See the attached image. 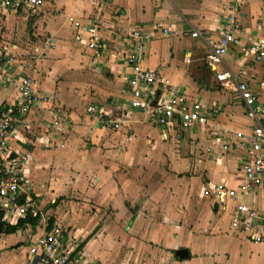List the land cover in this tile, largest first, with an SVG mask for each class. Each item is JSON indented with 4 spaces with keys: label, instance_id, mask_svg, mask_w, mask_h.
<instances>
[{
    "label": "crops",
    "instance_id": "1",
    "mask_svg": "<svg viewBox=\"0 0 264 264\" xmlns=\"http://www.w3.org/2000/svg\"><path fill=\"white\" fill-rule=\"evenodd\" d=\"M43 1L34 16L51 6L60 12L68 8L71 13L68 17L95 24L104 43L101 51L88 49L85 30L75 29L66 18L65 23L71 30L61 32L62 29L57 30L53 25L55 18L49 22L50 15L44 13L36 19L37 23L42 22L39 25L42 32L51 33L45 37L56 34L59 39L54 48L44 49L43 44L37 47L47 54L36 60L35 65L21 66L35 89L49 95L53 103L33 107L22 116L10 138V149L29 155L24 169L27 183L32 187L36 182L42 185V191L46 190V200L51 204L46 209H53L56 215L52 228H69L76 233L80 247L92 254L95 247L104 251L105 245L112 243L116 246L117 259L124 260L119 264H140L146 260L149 264H191L194 260L201 264H264V242L254 243L245 233L230 227L237 202L248 203L264 214V190L223 202L209 199L202 192L208 183L224 182L228 187H236L240 182L243 150L233 146L229 152L222 153L214 134L219 130H247L256 122L246 117L244 103L233 87H223L205 65L206 34L217 36L220 20L235 6L234 14L248 41L264 38V0ZM0 12L6 16L8 26L15 18L26 21L34 17L9 10ZM43 23L47 26L43 27ZM156 23L184 35L163 38L154 28ZM136 28L153 34L152 40L143 47L141 68L158 71L183 91L189 102H201L204 124L191 128L179 123L157 125L127 104L125 80L129 69L125 57L130 51L125 40L128 32ZM194 30L200 36L191 37L189 33ZM0 44L14 57L15 43L8 50ZM237 52L236 48L232 49L217 70L227 68L233 73L242 70L240 80L256 94L259 103L264 102V60L243 63ZM16 74L14 70L11 81L7 82L0 76V103H12L16 99ZM92 83L100 85L99 97H94L99 102L98 110L122 122V132L118 135L110 136L109 128L99 125L92 116H85V124L78 125V116L57 104L81 100ZM158 86V91H163ZM8 88L12 96L5 93ZM54 107L73 118V124L64 134L55 135L48 129L50 109ZM243 118H248L244 129L240 126ZM259 122L264 127V118ZM48 139L51 143L46 144ZM177 143L183 153L190 152L188 158L175 157L173 150L178 151ZM165 149H168L167 157L162 158L159 155ZM165 164L167 172L161 168ZM197 185L201 186L198 195L193 191ZM34 195L40 196L35 192ZM45 206L41 203L38 209ZM62 209L68 210L64 216ZM46 223L34 235L28 232L36 226L0 234L4 238L15 235L13 242L0 245V264H10L3 253L14 252L24 244L27 264H33L27 254L28 245L47 230ZM228 238L236 244L225 248L223 243ZM119 246H124L126 251L120 252ZM179 248L188 249L187 259L174 256ZM161 256L164 257L161 259ZM90 258L92 262L99 260ZM109 263L100 261V264Z\"/></svg>",
    "mask_w": 264,
    "mask_h": 264
},
{
    "label": "built area",
    "instance_id": "2",
    "mask_svg": "<svg viewBox=\"0 0 264 264\" xmlns=\"http://www.w3.org/2000/svg\"><path fill=\"white\" fill-rule=\"evenodd\" d=\"M158 2L160 0H149ZM43 0H0V10H9L22 16L37 15L43 5ZM237 7L220 20L217 36H208L206 33L207 51L204 55L205 65L214 72L217 82L223 87H233L244 103L245 115L254 119L255 125L247 130L217 131L214 136L216 144L222 153H227L233 146H240L244 156L239 165L241 176L236 187H228L224 182L206 184L203 188L205 197L223 202L226 199L232 201L242 198L257 191L264 190V127L259 122L264 118V102L259 103L258 97L240 80L242 70L233 73L227 68L220 67L232 49H237L238 59L243 63L261 62L264 60V38H254L248 41L234 12ZM68 23L75 29H83L88 34V49L101 51L104 47L103 38L96 25L85 23L74 17H67ZM161 37L168 38L172 34L184 35V33L172 31L160 23L154 24ZM191 37H198L196 30L189 33ZM153 38L150 31L132 29L126 37V44L130 51L125 57L129 75L126 78L127 104L142 113L150 121L157 125L171 126L174 123L181 124L184 128H191L205 123L204 111L201 102H189L183 91L170 84L158 71L143 69L140 66V58L143 47ZM44 49L54 48L56 38L45 37L42 41ZM14 60L0 44V76L3 82L11 81L14 70L18 83L16 86V99L12 103H0V210L3 211V220L9 224H15L19 218H23L30 208L34 213V191L30 190L25 175V166L30 160L24 151L10 149V138L18 128L22 116L31 108L41 104L52 105V99L46 93L35 89L31 78L23 72L19 62ZM12 71L10 72V70ZM14 69V70H13ZM158 85L163 91H158ZM51 119L48 129L55 135L64 134L70 126L69 116L57 107L51 108ZM86 114L96 119L97 123L111 130H119L122 122L98 110L96 105L89 104ZM51 143L48 139L47 143ZM63 147V144H59ZM33 192V193H32ZM23 199L22 203L19 200ZM230 227L233 230L243 232L246 238L254 243L264 242V214L254 206L237 202L231 213ZM81 243L73 242V235H63L60 229L53 227L44 230L43 234L35 237L28 245V256L33 264H94L90 255L82 247Z\"/></svg>",
    "mask_w": 264,
    "mask_h": 264
},
{
    "label": "rangeland",
    "instance_id": "3",
    "mask_svg": "<svg viewBox=\"0 0 264 264\" xmlns=\"http://www.w3.org/2000/svg\"><path fill=\"white\" fill-rule=\"evenodd\" d=\"M52 7V6H51ZM51 7H47L45 9V12H41L38 16H34V17H28L26 21H23L22 19H20V17L15 18L16 21H13V24H10L8 26V23L6 24L5 22V18L6 16L4 14H2L0 12V43H3L4 48H8L10 47V45L12 43H15L17 45V49L15 51V53H13L14 56V60L18 61L20 64L19 66H23L26 65L27 67L30 66V64L35 65L36 64V60H41L42 58H44L47 54V52H42L41 49H37L38 46H42V40L44 39L45 36L47 35H51L50 32H42V29L39 25H42L41 23H37L36 19L40 18L43 16L44 13H46L49 17V22L52 21V18H55V21L53 23L54 27L58 30V29H62L61 32H65L68 30H71V28L65 23L66 18L68 17L70 13V10L68 8H65L62 12L60 11H56L55 9H52ZM19 16V15H18ZM56 16V17H55ZM54 20V19H53ZM24 22L23 23H21ZM34 23L37 24V26L34 27ZM43 27L47 26V23H43ZM34 27V28H33ZM54 37L57 39H59V37L55 34ZM58 37V38H57ZM7 49V50H8ZM16 62V63H18ZM31 65V66H32ZM100 85L92 83V85H89L86 88V93H89V95H85L84 92V96H81V100H77L75 102L71 101V103L69 104H62V103H57L58 105L62 106L63 110H68V113H74L75 116L77 117L76 121H79L77 124H85V116H87L86 114V108L89 104L91 105H99V102H96L94 97H99V87ZM7 94H9L10 96H12V91L11 88H8L5 90ZM75 99V98H74ZM56 103V102H55ZM68 105V106H67ZM71 105V106H70ZM68 108V109H67ZM72 113V114H73ZM71 124H73V118L70 119ZM87 122V121H86ZM242 123L240 126L241 128H246V126H248V118H243L242 119ZM71 129V128H69ZM120 132H122V125L120 127L119 130H108L109 135H118ZM130 134H132L131 132H128V136H131ZM90 141V140H89ZM187 141L189 143L193 142L192 140H188ZM130 142L129 140L126 142V144ZM177 149L178 151H176L174 148L173 151H175L176 153V158H188L190 155V152H186L183 153L180 149H179V145L177 143ZM167 152L168 149H165V151L160 153V157L163 158V156L167 157ZM161 168H163L164 170H166V172L168 171V166L167 164L161 166ZM147 175V174H146ZM146 175L144 176V178H146ZM47 182L45 183V185L47 186ZM33 187V188H32ZM32 187H30L29 191H34L36 193V195L40 194V196H35L34 194H32L33 198L35 197L34 200V213L39 214L40 215V220L38 222V224L36 225V227L34 228V230L29 231L28 233L34 235L35 233H39L40 231H38L37 228L39 227H44L47 225V220L48 218H52L53 221H55L56 219V215L55 212H53V209H46L48 208V206H50V200H46V194L44 192H46L45 189H43V191L41 190L42 185H36V182L32 183ZM201 186L197 185L194 188V194L198 195V192L200 191L201 193V189H199ZM33 193V192H32ZM209 198V197H208ZM210 199V198H209ZM37 200L42 201L41 203L46 205L43 209H38L39 207H41V203L37 202ZM62 213L63 216L64 214H67L68 210L67 209H62ZM79 210H84V209H79ZM64 212V213H63ZM88 215H90V210H88ZM88 217V216H87ZM85 224V220H83V222ZM27 228V227H26ZM27 229H30V227H28ZM60 231L62 232L63 235H68L69 233L73 235V242L77 243L78 240L76 239L75 236V232L70 231V229H66V228H60ZM88 231V230H85ZM82 231L83 234H85L86 232ZM230 236V235H228ZM14 237L15 235H8L6 236V238L4 237H0V245L4 244V243H9V242H13L14 241ZM232 237H234V235L232 234ZM233 239V238H232ZM238 239V238H236ZM235 240H229V238L227 240H225V242L223 243L225 248H230L228 246H233L236 244V242H234ZM115 245V244H114ZM27 245H23L22 248H19L17 250H15L14 252L11 251H7L5 253H3L6 258H7V262L10 264H27V259L25 258V250H26ZM219 247V246H218ZM104 251H98L99 249H97V247L94 248L95 252H93L94 254H92V252H90L88 250V253L90 255V257H93L96 259V257L99 259L97 260V262H93L94 264H100L101 262H110L109 264H119L120 262H124V260L121 259H117L116 255L114 254V249H116V246H113L112 243H109L107 245H105L104 247ZM221 249V248H220ZM86 251V249H84ZM126 251V248L124 246H119V251L123 252ZM130 250H132V248H130ZM232 252V251H231ZM97 254V255H96ZM168 253H166L167 255ZM172 256V255H171ZM164 256H161V259ZM168 257V256H165ZM91 259V258H90ZM149 264L148 261H144L141 262L140 264ZM122 264V263H121ZM166 264V263H165ZM191 264H201V262H198V260H194Z\"/></svg>",
    "mask_w": 264,
    "mask_h": 264
},
{
    "label": "trees",
    "instance_id": "4",
    "mask_svg": "<svg viewBox=\"0 0 264 264\" xmlns=\"http://www.w3.org/2000/svg\"><path fill=\"white\" fill-rule=\"evenodd\" d=\"M23 199L19 200V203H22ZM4 213L2 210H0V234H13L17 232L18 230H22L27 226H30L34 228L39 220L40 215L35 214L33 215L30 211V208H28V211L26 212L25 216L23 218H19L15 224H9L3 220ZM48 226L47 230H50L52 228L53 220L52 218H48L47 220Z\"/></svg>",
    "mask_w": 264,
    "mask_h": 264
},
{
    "label": "water",
    "instance_id": "5",
    "mask_svg": "<svg viewBox=\"0 0 264 264\" xmlns=\"http://www.w3.org/2000/svg\"><path fill=\"white\" fill-rule=\"evenodd\" d=\"M174 256L180 259H187L189 256L188 249L186 248H179L174 251Z\"/></svg>",
    "mask_w": 264,
    "mask_h": 264
}]
</instances>
